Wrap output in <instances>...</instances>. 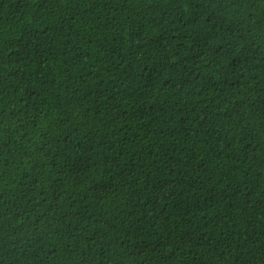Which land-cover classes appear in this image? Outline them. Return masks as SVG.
Here are the masks:
<instances>
[{
	"label": "trees",
	"instance_id": "trees-1",
	"mask_svg": "<svg viewBox=\"0 0 264 264\" xmlns=\"http://www.w3.org/2000/svg\"><path fill=\"white\" fill-rule=\"evenodd\" d=\"M0 264H264V0H0Z\"/></svg>",
	"mask_w": 264,
	"mask_h": 264
}]
</instances>
